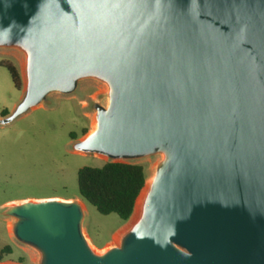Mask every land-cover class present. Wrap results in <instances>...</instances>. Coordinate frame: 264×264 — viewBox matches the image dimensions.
<instances>
[{
	"label": "water",
	"instance_id": "obj_1",
	"mask_svg": "<svg viewBox=\"0 0 264 264\" xmlns=\"http://www.w3.org/2000/svg\"><path fill=\"white\" fill-rule=\"evenodd\" d=\"M12 44L29 83L5 122L95 75L110 104L76 148L166 153L141 218L103 254L79 202L12 206L42 264H264V0H0Z\"/></svg>",
	"mask_w": 264,
	"mask_h": 264
},
{
	"label": "rangeland",
	"instance_id": "obj_2",
	"mask_svg": "<svg viewBox=\"0 0 264 264\" xmlns=\"http://www.w3.org/2000/svg\"><path fill=\"white\" fill-rule=\"evenodd\" d=\"M28 59V51L21 45H0V247L5 243L14 246V252L0 264L43 263L41 249L17 238L14 228L18 218L8 210L23 201L53 197L77 201L83 206V232L91 248L103 254L122 244L123 237L134 226L133 216L123 221L117 214H101L87 203L79 194V169L100 167L108 161L139 163L145 167L146 187L166 153L157 151L137 158H111L76 148L77 142L96 129L98 107L108 108L110 104V84L95 75L79 78L73 91L48 92L29 110L5 122L26 95ZM3 63L18 68V87ZM4 110L9 114L3 116Z\"/></svg>",
	"mask_w": 264,
	"mask_h": 264
},
{
	"label": "trees",
	"instance_id": "obj_3",
	"mask_svg": "<svg viewBox=\"0 0 264 264\" xmlns=\"http://www.w3.org/2000/svg\"><path fill=\"white\" fill-rule=\"evenodd\" d=\"M10 71L16 87L20 73L14 64L3 63ZM7 110L3 116L8 115ZM74 137V133H71ZM78 188L80 196L104 215L117 214L128 221L134 214L137 200L147 182L142 164L123 161H108L100 167L84 166L79 169ZM14 252L12 243L0 247V263Z\"/></svg>",
	"mask_w": 264,
	"mask_h": 264
},
{
	"label": "bare ground",
	"instance_id": "obj_4",
	"mask_svg": "<svg viewBox=\"0 0 264 264\" xmlns=\"http://www.w3.org/2000/svg\"><path fill=\"white\" fill-rule=\"evenodd\" d=\"M96 128H97V122H96ZM152 181H153V178L149 181V184L146 187H144V189L142 190V192H141V194L137 200L135 212H134V215L132 218L133 225L141 218V216L143 214L145 201H146L148 192L150 190Z\"/></svg>",
	"mask_w": 264,
	"mask_h": 264
},
{
	"label": "crops",
	"instance_id": "obj_5",
	"mask_svg": "<svg viewBox=\"0 0 264 264\" xmlns=\"http://www.w3.org/2000/svg\"><path fill=\"white\" fill-rule=\"evenodd\" d=\"M135 212V211H134ZM128 223V222H127Z\"/></svg>",
	"mask_w": 264,
	"mask_h": 264
}]
</instances>
